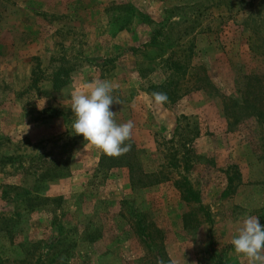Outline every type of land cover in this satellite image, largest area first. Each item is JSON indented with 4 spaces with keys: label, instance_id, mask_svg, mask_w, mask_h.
<instances>
[{
    "label": "rangeland",
    "instance_id": "rangeland-1",
    "mask_svg": "<svg viewBox=\"0 0 264 264\" xmlns=\"http://www.w3.org/2000/svg\"><path fill=\"white\" fill-rule=\"evenodd\" d=\"M98 80L134 124L120 156L73 134ZM248 216L264 225V0H0V264H248Z\"/></svg>",
    "mask_w": 264,
    "mask_h": 264
},
{
    "label": "clouds",
    "instance_id": "clouds-1",
    "mask_svg": "<svg viewBox=\"0 0 264 264\" xmlns=\"http://www.w3.org/2000/svg\"><path fill=\"white\" fill-rule=\"evenodd\" d=\"M113 85L108 80H98L88 92H77L71 99V111L75 116L73 134L87 141L109 156L126 153V143L132 135L134 124L128 121L118 124L111 110L114 103ZM154 102L164 105L169 98L166 93L152 94ZM234 252L248 261V264H264V225L258 216L246 217L231 241Z\"/></svg>",
    "mask_w": 264,
    "mask_h": 264
},
{
    "label": "trees",
    "instance_id": "trees-1",
    "mask_svg": "<svg viewBox=\"0 0 264 264\" xmlns=\"http://www.w3.org/2000/svg\"><path fill=\"white\" fill-rule=\"evenodd\" d=\"M221 264H223V263H221Z\"/></svg>",
    "mask_w": 264,
    "mask_h": 264
}]
</instances>
